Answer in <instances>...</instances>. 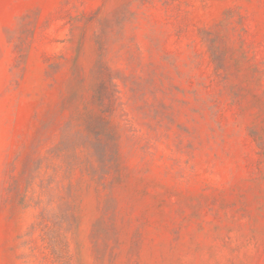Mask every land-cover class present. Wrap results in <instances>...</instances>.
<instances>
[{
	"label": "rangeland",
	"instance_id": "obj_1",
	"mask_svg": "<svg viewBox=\"0 0 264 264\" xmlns=\"http://www.w3.org/2000/svg\"><path fill=\"white\" fill-rule=\"evenodd\" d=\"M0 264H264V0H0Z\"/></svg>",
	"mask_w": 264,
	"mask_h": 264
}]
</instances>
